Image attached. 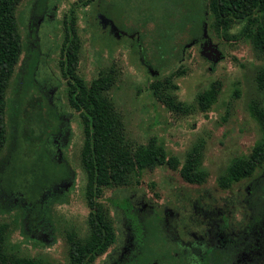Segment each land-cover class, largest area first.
<instances>
[{
	"label": "rangeland",
	"instance_id": "1",
	"mask_svg": "<svg viewBox=\"0 0 264 264\" xmlns=\"http://www.w3.org/2000/svg\"><path fill=\"white\" fill-rule=\"evenodd\" d=\"M161 1L92 0L81 5L80 0H23L18 6L22 50L6 91L0 225L20 254L66 264L65 231L72 223L81 226L85 214L78 161L83 124L65 103L57 67L63 19L69 15L80 40L77 73L90 79L112 63L119 69L111 96L123 116L126 138L143 143L155 136L180 160L202 140L203 166L208 172L206 182L196 186L183 183L166 167H155L143 173L137 186L108 190L105 197L115 240L93 264H117L135 250L139 227L131 210L154 209L183 241L195 243L210 244L214 220L219 222L216 228L221 238H226L224 233L235 235L245 225L249 213L244 195L249 181L221 190L214 178L232 157L247 152L259 135L247 107L253 102L264 106V80L257 79L264 71V58L253 54L247 40L221 38L205 26L200 34L202 48L186 26L168 39L160 32ZM101 14L132 29L133 34L117 31ZM237 30L235 25L229 34ZM136 33L143 36L144 56L156 62L159 70L144 61ZM178 68L184 73L173 78L174 93L185 103H192L198 91L219 80V94L208 111L173 113L153 99L148 83ZM262 173L264 164L255 174ZM150 181L153 189L148 187Z\"/></svg>",
	"mask_w": 264,
	"mask_h": 264
},
{
	"label": "trees",
	"instance_id": "2",
	"mask_svg": "<svg viewBox=\"0 0 264 264\" xmlns=\"http://www.w3.org/2000/svg\"><path fill=\"white\" fill-rule=\"evenodd\" d=\"M22 1L0 0V153L7 139L4 122L6 91L22 50L16 20V11ZM91 1L80 0V4ZM159 7L163 18L160 32L164 31L168 39L185 26L190 37L196 38L205 26L221 38L247 40L253 54L264 58V0H164ZM104 16L112 25L133 33L132 29L121 23L115 24L110 17ZM168 16H173V19ZM235 25H238V30L230 35L229 29ZM63 30L57 67L64 82L65 103L78 114L83 124L78 161L83 176L82 199L85 207L82 225L72 223L65 231L66 264H93L115 240L110 203L105 197L108 190L137 186L143 173L155 167H166L176 172L183 183L196 186L206 182L208 172L203 166L202 140L186 150L181 160L167 152L155 136L147 137L143 143L128 140L123 116L114 107L111 96L119 69L112 63L107 68H100L90 79L79 75L80 40L73 28L71 15L63 19ZM136 34L144 61L159 70L156 62L153 64L144 56V49L141 48L143 36ZM183 73L184 69L178 68L155 77L148 83L147 89L153 99L170 112L188 115L208 111L219 94V80L211 81L206 88L198 91L192 103H185L176 97L177 84L173 81L174 77ZM257 79L259 82L264 80V71ZM247 110L257 125L259 135L247 152L228 161L214 181L221 190H227L242 180L249 181L248 248H258L259 254H250L253 260H257L264 257V239L258 247L252 245L256 237L252 235L256 231L255 226L264 228V173L255 174L264 164V106L253 102ZM154 185L152 181L148 183L150 189ZM152 193L157 196L154 191ZM132 214L141 228L140 252L119 264H237L232 248L213 246L209 250H199L186 246L182 250L152 212ZM8 235L5 227L0 225V264H56L15 251Z\"/></svg>",
	"mask_w": 264,
	"mask_h": 264
},
{
	"label": "flooded vegetation",
	"instance_id": "3",
	"mask_svg": "<svg viewBox=\"0 0 264 264\" xmlns=\"http://www.w3.org/2000/svg\"><path fill=\"white\" fill-rule=\"evenodd\" d=\"M102 15V14H101ZM103 17H105L104 15H102ZM106 18V17H105ZM107 20H109L108 18H106ZM110 21V20H109ZM115 29L125 35H129V34H133V33H129V32H126L125 30L123 29H120L118 27H115ZM192 40H196L198 41V43H200V46L201 48L204 46V41L202 39V36H198L196 38H191ZM245 204L247 206V211L249 213V206H248V198H249V183H248V187L246 188V191H245ZM139 211H150L153 213V215H155L156 219L160 220L162 222V226L165 230L169 231V235H171L172 237V240L176 243V245L178 247H180L182 250L185 249L186 246L188 247H191V248H198L199 250H209V248L213 247V246H220V247H224V248H232L234 250V260L237 264H249L250 261V264H262L264 262V257H262L261 259H257V260H253L251 255L250 254H259V251H258V248H248L249 247V243L248 241H250L249 239V219H250V216L247 215L246 217V223L245 225L241 228V230H239L235 235L233 236H227L226 233L225 236L226 238H221L217 236V233H219V226L218 228H216V226L219 224V222L217 220H214V225L215 226H212L211 228V242L210 244H207L205 242H202V241H197L195 243V241H183L177 231L169 224L167 223L165 217H162L161 215H159L154 209L150 208V207H147V208H144V209H140V210H137V211H134V210H131L130 213L132 214V212H139ZM133 218H134V221L136 222V224L138 225L139 227V234H138V244H137V247L135 248V250L130 253L125 259H123L122 261H125L127 260L129 257L132 258L134 256H136L140 251H139V248L141 247V243H142V240H141V228L138 224V222L136 221V217L132 214ZM217 217V216H216ZM256 228V231H253L252 235L253 236H256L253 238V241H252V245H257L258 247V244H260V241L262 239H264V228L262 227H259V226H255ZM221 230V229H220ZM220 233H222L220 231ZM120 261V262H122ZM119 262V263H120ZM117 263V264H119ZM152 264H155L154 262H152Z\"/></svg>",
	"mask_w": 264,
	"mask_h": 264
}]
</instances>
